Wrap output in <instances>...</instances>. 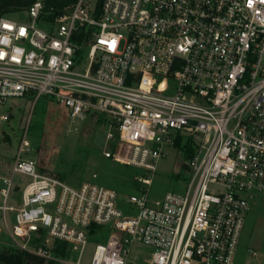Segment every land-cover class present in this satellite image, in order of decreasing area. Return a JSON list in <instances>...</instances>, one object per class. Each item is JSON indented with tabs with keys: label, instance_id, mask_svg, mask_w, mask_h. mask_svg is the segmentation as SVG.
I'll return each mask as SVG.
<instances>
[{
	"label": "built area",
	"instance_id": "obj_1",
	"mask_svg": "<svg viewBox=\"0 0 264 264\" xmlns=\"http://www.w3.org/2000/svg\"><path fill=\"white\" fill-rule=\"evenodd\" d=\"M24 14L0 18V106L48 97L72 120L107 116L117 135L105 158L152 175L127 195L73 187L24 157L25 133L13 163L0 158V231L14 248L83 264L93 235L108 234L90 264H132L135 245L149 249L142 264H238L250 201L264 193V0H77L54 18L36 0ZM182 137L197 144L187 185L152 198Z\"/></svg>",
	"mask_w": 264,
	"mask_h": 264
},
{
	"label": "rangeland",
	"instance_id": "obj_2",
	"mask_svg": "<svg viewBox=\"0 0 264 264\" xmlns=\"http://www.w3.org/2000/svg\"><path fill=\"white\" fill-rule=\"evenodd\" d=\"M10 15L19 19L25 16L24 11ZM3 113H10L8 121L0 119V132L7 136L9 143L0 140V158L2 163L9 166L15 160L26 133L30 149L24 157L35 159L39 172L59 178L70 186L78 187L85 182H93L127 195L139 189L135 177L152 175L105 158L104 152L112 149L117 135V130L107 116L90 113L85 118L72 120L50 98L40 97L36 101L34 96L10 99L6 105L0 106V115ZM196 151L197 144L192 137H182L175 148H167L165 157L153 174L150 188L152 198L185 189L190 172L188 161ZM186 152L190 154L188 159H185ZM16 181L26 184L29 180L27 176L18 175ZM107 237L108 234L103 237L93 235L85 250L83 264H90L94 247L105 243ZM42 243L34 242L33 245L40 246ZM8 248H14L13 243L5 231H0V251ZM250 250L256 251L257 256H253ZM147 252L148 248L135 245L132 248V264H142L141 256ZM74 256L71 254L69 257ZM237 263L264 264V193H258L250 201Z\"/></svg>",
	"mask_w": 264,
	"mask_h": 264
},
{
	"label": "trees",
	"instance_id": "obj_3",
	"mask_svg": "<svg viewBox=\"0 0 264 264\" xmlns=\"http://www.w3.org/2000/svg\"><path fill=\"white\" fill-rule=\"evenodd\" d=\"M36 0H0V18L12 13H20L27 10ZM45 10L50 12L51 18L68 12L77 0H43ZM50 18V19H51ZM190 149V148H188ZM188 151V150H187ZM190 157L186 152L185 159ZM183 167H187L183 165ZM100 233H103L100 230ZM67 245L55 247L54 254L65 255ZM0 264H55L53 261H46L45 258L25 250L8 248L0 251Z\"/></svg>",
	"mask_w": 264,
	"mask_h": 264
},
{
	"label": "water",
	"instance_id": "obj_4",
	"mask_svg": "<svg viewBox=\"0 0 264 264\" xmlns=\"http://www.w3.org/2000/svg\"><path fill=\"white\" fill-rule=\"evenodd\" d=\"M5 142H8L7 138H5Z\"/></svg>",
	"mask_w": 264,
	"mask_h": 264
}]
</instances>
